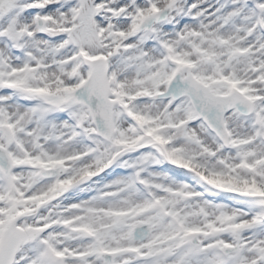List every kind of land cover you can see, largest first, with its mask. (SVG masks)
Wrapping results in <instances>:
<instances>
[{
    "label": "snow or ice",
    "instance_id": "snow-or-ice-1",
    "mask_svg": "<svg viewBox=\"0 0 264 264\" xmlns=\"http://www.w3.org/2000/svg\"><path fill=\"white\" fill-rule=\"evenodd\" d=\"M0 264H264V0H0Z\"/></svg>",
    "mask_w": 264,
    "mask_h": 264
}]
</instances>
